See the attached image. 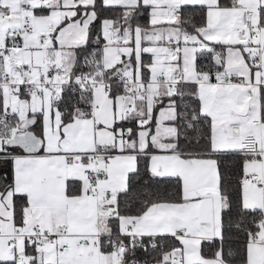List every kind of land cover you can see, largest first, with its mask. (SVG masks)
<instances>
[{
  "label": "snow or ice",
  "instance_id": "1",
  "mask_svg": "<svg viewBox=\"0 0 264 264\" xmlns=\"http://www.w3.org/2000/svg\"><path fill=\"white\" fill-rule=\"evenodd\" d=\"M0 264H264V0H0Z\"/></svg>",
  "mask_w": 264,
  "mask_h": 264
}]
</instances>
